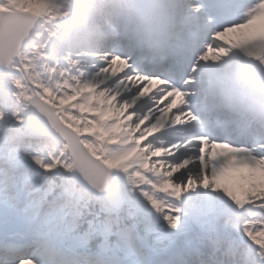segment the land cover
<instances>
[{"label": "snow or ice", "instance_id": "snow-or-ice-1", "mask_svg": "<svg viewBox=\"0 0 264 264\" xmlns=\"http://www.w3.org/2000/svg\"><path fill=\"white\" fill-rule=\"evenodd\" d=\"M254 3L109 0L122 32L109 59L164 82L155 99L137 88L124 102L154 131L159 113H144L167 94L170 138L141 137L117 157L68 133L57 150L40 136L4 140L0 264H264V194L237 197L227 165L201 163L205 144V162L216 145L264 161V67L231 61L218 36ZM74 6L61 8L71 16Z\"/></svg>", "mask_w": 264, "mask_h": 264}, {"label": "rangeland", "instance_id": "rangeland-1", "mask_svg": "<svg viewBox=\"0 0 264 264\" xmlns=\"http://www.w3.org/2000/svg\"><path fill=\"white\" fill-rule=\"evenodd\" d=\"M5 1L8 5L3 7L0 12L6 9L27 12L36 16L46 26L37 29L33 37L36 42L33 43L31 41L28 48L22 51L20 58L13 61L9 70L4 74H0V136L4 137L6 135L8 140H16L28 136V129L34 123V116L28 109L27 104L23 102L33 93H36L46 104L54 108L68 126L76 130L86 146L89 148L94 147L98 150L96 155L117 157L119 154L128 152L131 149H137L141 139H137L129 148L123 151L115 152L111 146L104 147L103 142L97 138L95 132H92L87 118H83L79 114L82 106L81 99H77L74 103H66L64 101L67 90L73 89V83L83 76L82 79L85 80L88 96L96 99L103 110H108L114 100H116L122 110L125 109L124 112H127L132 106L123 102L125 93L119 92V89L123 86V81H118L112 86L107 85L114 73H118L119 76L122 75L118 65L108 67L113 72L110 73L109 78H106L108 72L104 70L103 65L91 62L94 60V54L98 48H109L114 41L122 39V32L112 22L109 9L107 6L104 7L102 5L104 0H75V3L82 5V10L77 11L74 6L73 15L71 16H66L62 11L61 5L64 0H43L40 5L33 3L32 0ZM242 3L247 4L245 0H242ZM258 5L259 7L263 6L264 0L259 2ZM39 14H41V17H38ZM80 16H85L87 20L83 25L85 32L80 33V39H72L66 43L62 49L64 54L58 53L59 51H56L55 54H50L49 52L55 50L60 42V29L65 20L70 24L75 17ZM259 17H261L259 13L251 14L248 19ZM110 34L113 36L112 40L109 36ZM231 34L236 38L234 42L245 50V54L241 53L237 47H234L229 40L224 39ZM231 34L223 32L218 34V36L231 48V52L236 57L234 61L245 60L251 63V60L255 58L254 56H249V52L254 51L255 48L258 50L251 43L254 32L250 31L248 36L244 37H239L238 31L237 34ZM63 65L65 66L63 67ZM96 68H99V76L93 71ZM127 92L128 94L131 93V89H128ZM73 93L74 95L76 94V92ZM108 97H110L109 101H105ZM138 115L134 114V116ZM167 119L168 117L161 122L155 133L167 130ZM114 122L116 123V120ZM119 128L122 129L123 125L119 124ZM132 135L133 133L131 135L125 134L124 142L130 141ZM48 145L50 148L57 150L60 143L48 141ZM203 154L202 150V164H204ZM210 159L215 161V158ZM232 191L238 197L237 191Z\"/></svg>", "mask_w": 264, "mask_h": 264}, {"label": "bare ground", "instance_id": "bare-ground-1", "mask_svg": "<svg viewBox=\"0 0 264 264\" xmlns=\"http://www.w3.org/2000/svg\"><path fill=\"white\" fill-rule=\"evenodd\" d=\"M245 1L247 4H253V0ZM261 1L263 0H255L253 6L244 10L246 12L236 15V18L239 20V22L234 28L225 29L224 31L229 34H237L238 31L239 37L248 36L250 31L254 32L251 43L254 44L258 50L255 48V50L249 52L248 55L254 56L255 61H257V67H264V5L260 7L258 5V3ZM123 2L130 3L131 0H123ZM108 3L109 0H104L102 5L106 7ZM258 13L262 14L261 17L247 22L251 14L255 15ZM38 17H41V14H39ZM86 21L87 20L85 16L75 17L70 24L65 20V23H63L60 29V42L55 50H51L49 53L55 54L56 51H59L58 53L61 52V54H64L62 49L66 43L70 42L72 39H80V33L85 32L83 25ZM109 36L112 40V34ZM224 39L229 40L230 43L234 47H237L239 51L242 49L236 42H234L236 41L234 35H228ZM78 42L81 44L80 41ZM107 49V47L98 48L94 54V60L91 61L92 63L96 62L103 65L104 70L108 72L106 78H109L110 73L113 72V70L108 69V67H113L116 64L118 65L122 75L119 76L118 73H114L112 78L110 77L107 85L112 86L118 81H123V86L119 89V92H124L125 98H128V89H131L132 93L134 89L139 88L138 98L149 97L151 99H155V94L157 91L163 90L161 89V85L164 83L162 80L150 78L141 74V71H138L137 68L129 65L130 63L126 59H121L119 56H112L111 59H109L106 52ZM243 54H245V51H243ZM235 58V55L231 52L230 59L234 61ZM240 62L248 63L245 60H241ZM64 66L65 65H63V67ZM93 71L98 76L100 75L99 68H96ZM82 77L73 83V89L67 90V94L64 96V101L66 103H74V101L77 99H81L82 106L79 114L81 117L87 118L92 132H95L97 138L103 142L104 147L111 146L115 152H118L129 148L132 143H134L137 139H141V137L148 139L150 141V145L161 143L170 138L168 129L171 127V124L168 122L166 124L167 130L164 132L155 133L161 122L167 117L165 115V113L168 111L167 106H164L163 108L160 107L163 101L167 99V94H165L163 97H160L159 100H156V102L153 103L152 108L146 110L144 113L145 119H151L153 113H159L155 122L157 127L153 131L152 125L143 123L141 121L139 112H130L129 110L124 112L125 109L122 110L121 107H119V105L116 103V100L113 101L108 110H103L102 107L99 106L96 99L88 96V89L85 86V80L82 79ZM73 92H76V94L74 95ZM109 99L110 97L106 98L105 101H109ZM134 114L139 115L134 116ZM173 115H175V113H173ZM133 117H135V119H133ZM115 120L117 124L114 122ZM167 120L169 121V117ZM119 124L123 125L122 129L119 128ZM131 133H133V135L131 136L130 141L124 142V135H131ZM4 140H8L6 135L4 137L0 136V143H2ZM209 147L210 146L208 144H205L204 150H207ZM210 158H215V161H211ZM203 163H207L208 167L213 171L223 169L227 165L228 167L226 174L228 182L232 185V190L237 191L239 197L246 199L251 197L254 193L264 194V161H252L235 149H231L226 145H216L211 147V151L208 152V159L206 162L203 160Z\"/></svg>", "mask_w": 264, "mask_h": 264}, {"label": "water", "instance_id": "water-1", "mask_svg": "<svg viewBox=\"0 0 264 264\" xmlns=\"http://www.w3.org/2000/svg\"><path fill=\"white\" fill-rule=\"evenodd\" d=\"M36 26V18L27 13L3 12L0 15V73L7 72L12 61L19 58L20 52L28 45L29 37L34 35ZM27 102L36 117L35 125L29 130L31 136L61 141L62 134L68 133L78 138L37 95Z\"/></svg>", "mask_w": 264, "mask_h": 264}, {"label": "trees", "instance_id": "trees-1", "mask_svg": "<svg viewBox=\"0 0 264 264\" xmlns=\"http://www.w3.org/2000/svg\"><path fill=\"white\" fill-rule=\"evenodd\" d=\"M36 1L35 3H40V0H34ZM4 5V2L2 0H0V7H2ZM40 27H42V23H40Z\"/></svg>", "mask_w": 264, "mask_h": 264}]
</instances>
